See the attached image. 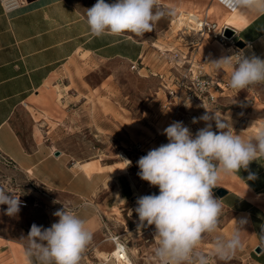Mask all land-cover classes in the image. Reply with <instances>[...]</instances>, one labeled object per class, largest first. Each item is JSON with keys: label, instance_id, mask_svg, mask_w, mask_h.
<instances>
[{"label": "crops", "instance_id": "crops-1", "mask_svg": "<svg viewBox=\"0 0 264 264\" xmlns=\"http://www.w3.org/2000/svg\"><path fill=\"white\" fill-rule=\"evenodd\" d=\"M218 8L222 12L216 11L214 17L222 20V15L230 10L223 6ZM236 14L242 27L225 28L236 32L235 41L244 43L242 51L245 55H256L264 59V13L245 10ZM206 17L203 18L205 21ZM205 35L208 34L202 32L200 38L195 37L191 42L182 39V46L177 48L184 52L192 51L202 71L215 87H219L212 91L217 102L210 110L230 116L236 134L244 138L253 137L264 128V82L251 85L238 93L229 88V74H218V71H213L214 66L209 64L211 61L207 64L206 60L197 56L201 39ZM156 42L141 41L128 34L94 37L90 34L85 13L69 0H22L21 6L9 13L4 12L0 5V156L10 164L7 167L9 170L6 166L4 170L11 174L10 178H16L15 173L24 174L32 182L40 183L50 192L58 209L63 207L62 203L70 205L86 221V227L93 233L92 240L100 233L102 216L112 218L120 225L131 226L125 213L113 216L110 212L114 208L120 211L130 202L135 196L132 187L120 180L110 192H106L103 183L93 188L86 175L103 173L102 165L97 162L86 163L84 165L88 166V171L85 172L76 167L78 163H71L69 154L61 152L60 156L54 157L58 150L50 147L47 142L42 143L40 136L33 131L28 143L22 141L13 121L22 106L32 97L38 96L45 83L72 62L85 61L96 66L118 62L129 69L135 63L137 68L134 72L138 76L160 79L169 72L171 66L162 56ZM220 49L223 57L230 51ZM211 58L214 59V55ZM153 101L156 110L151 114V122H162L163 127L160 133L155 130L154 136L147 142L155 144L156 148L168 143L162 133L174 121H182L191 132L206 126L204 121L192 123L194 117L199 118L205 114L198 110L188 117H176L170 109H163L159 91L155 92ZM211 123L214 128L215 121ZM149 147L150 144L146 148ZM250 172L255 174L254 180L247 179ZM219 184L218 187L226 190L227 194L219 198L213 193L214 197L221 199L223 213L216 233L209 235L210 238L230 235L235 220L244 218L247 223L243 226L245 232L241 233V237L245 247L227 264H240L241 260L246 264H264V247H260L264 245V158L251 162L248 170L241 169L236 175L222 176ZM52 211L48 212L51 220L47 228L58 221L53 215L57 209ZM127 238L146 247L139 233H130ZM92 240L86 248L97 245ZM212 242L210 240L208 244L211 248ZM256 248L260 249L259 253ZM213 262L225 264L215 258ZM5 264L23 262L9 260Z\"/></svg>", "mask_w": 264, "mask_h": 264}, {"label": "clouds", "instance_id": "clouds-1", "mask_svg": "<svg viewBox=\"0 0 264 264\" xmlns=\"http://www.w3.org/2000/svg\"><path fill=\"white\" fill-rule=\"evenodd\" d=\"M230 11L264 13V0H220ZM157 0H97L86 9L85 18L90 34L121 36L130 33L143 37L152 32L165 16ZM167 14L175 15V9ZM217 71L230 69L228 87L237 93L249 86L264 82V59L245 55L240 51L211 61ZM185 106L191 107L190 99ZM205 114L193 118L192 123L205 122V127L193 134L182 121H174L163 133L168 143L151 149L136 162L140 179L158 186L159 194L137 199L135 212L140 224L155 226L154 254L159 264H212L213 259L227 264L245 244L241 233L247 220H235L230 235H216L209 252L199 251L206 235L216 233L223 213L221 199L214 197L213 189L220 186L222 176L236 175L248 170L253 161L264 158V128L253 137L236 134L230 116L206 107ZM215 121L217 131H213ZM256 121L253 123L255 124ZM121 159L125 169L131 165ZM256 178L249 173L248 180ZM21 195L0 187V205H7L5 213L16 216L21 207ZM53 213L58 221L44 228L31 225L26 239L25 256L30 264H80L81 255L93 238L86 221L67 204ZM260 247H264L261 245Z\"/></svg>", "mask_w": 264, "mask_h": 264}, {"label": "rangeland", "instance_id": "rangeland-1", "mask_svg": "<svg viewBox=\"0 0 264 264\" xmlns=\"http://www.w3.org/2000/svg\"><path fill=\"white\" fill-rule=\"evenodd\" d=\"M69 1L84 13L97 2V0ZM105 2L113 3L114 0ZM157 2L166 14L155 25L154 30L145 33L143 37L126 34L149 43L158 40L156 46L162 51L182 46V39L191 42L195 37L200 38L202 33H197L196 24L199 22L197 15L202 20L206 16V11L223 6L220 0H157ZM168 9H175V15L167 14ZM181 11L186 15V19L179 14ZM206 18L211 24L217 20L213 15ZM179 19L182 20V25L178 24ZM211 33L209 31L205 33L209 36L205 35L201 39L197 50L198 58L206 60L207 64L208 61L223 57ZM232 41L236 42L235 38ZM210 43L214 45L211 46ZM224 44L227 47L233 45L228 40ZM213 55L214 59L211 58ZM223 72L228 73L227 79H230V69L225 67L218 71V74ZM159 81L157 77L142 78L118 62L98 66L85 61L72 62L48 80L38 92V96L32 97L22 106L13 124L22 141L28 143L33 131L40 136L42 143L47 142L50 147L57 149L58 156L61 152L69 154L72 158L71 163H78L76 167L79 169L80 166L91 162L102 165L103 173L94 172L86 175L93 188L98 183H103L106 192H110L121 180L132 187L137 199L144 195H158V186H151L147 181L140 179L138 176L140 169L136 162L149 150L156 148L155 144L151 143L150 147L146 148L149 145L147 141L154 136L155 130L160 133L163 127L162 122L157 124L151 122V114L156 110V105L152 102ZM136 143H141L144 147L147 144L144 153L132 149ZM121 157L132 162L123 170L125 163ZM4 166L9 170L7 167L10 164L0 157V187L21 195L20 199L26 201L27 205L21 206L19 213L14 217L4 214L7 205H0V254L13 245L21 250L20 260L27 264L29 259L25 256V249L28 241L23 238L27 237L34 223L47 228L51 220L48 212L58 210L59 206L56 201L39 195L32 188V180L24 174L15 173L16 178H10L11 174L4 170ZM110 213L113 216H120L118 208H114ZM119 232H122V229H119ZM103 233L100 228L99 235L92 240L97 244L93 246L97 258H102L101 255L105 256L112 250L110 243L103 242ZM210 240L213 238L206 235L198 250L209 252ZM128 246L132 264H159L152 246L144 247L134 240L129 241ZM32 264H35L34 258ZM106 264L114 263L109 261ZM240 264L246 263L241 260Z\"/></svg>", "mask_w": 264, "mask_h": 264}, {"label": "built area", "instance_id": "built-area-1", "mask_svg": "<svg viewBox=\"0 0 264 264\" xmlns=\"http://www.w3.org/2000/svg\"><path fill=\"white\" fill-rule=\"evenodd\" d=\"M21 4L22 0H0V5L6 13L18 9ZM199 28L203 33H207V31L212 32L211 34L215 41H219L222 44L226 42L222 37L223 29L219 35L217 34V23L211 24L204 20ZM231 42L233 44L230 47L232 51L228 52V56L242 51V49L235 46L234 41L231 40ZM160 52L171 66L169 72L160 78V85L157 90L162 95L163 109H170L172 114L176 117H188L192 115L195 110H198L199 113L203 114L205 113L204 107L212 109L213 105L217 102V97L212 94V91L219 87H215L212 80L202 71L195 58V54L192 51L184 52L179 48L163 51L160 50ZM136 68L137 65L135 63L130 65V70L135 71ZM187 98L190 99L191 107L185 106V100ZM213 130L217 131L215 126ZM197 131L198 129H194L192 133L195 134ZM144 148V145L141 143H136L132 147L133 150L141 153H144ZM2 159L9 164L4 158ZM32 188L42 197L55 202L54 199H52L50 192L40 183L33 182ZM20 200L22 202L21 206L27 205L26 201L22 199ZM136 201L137 197H132L130 202L120 210V212L125 213L126 217L130 220L131 226L126 227L120 225L117 221L108 218L107 216L101 217V228L104 232L103 242L111 244L112 250L110 254L114 251L118 255L112 257L109 255V259L97 258L94 254V248L88 247L81 255L80 264H106L109 261H112L114 264H132L128 246L129 240L127 238L130 233H139L143 244L152 246L154 252L157 246L154 240L155 226H149L145 222L138 230L140 222L138 215L135 212V208L137 207ZM119 229H122V232H119Z\"/></svg>", "mask_w": 264, "mask_h": 264}, {"label": "bare ground", "instance_id": "bare-ground-1", "mask_svg": "<svg viewBox=\"0 0 264 264\" xmlns=\"http://www.w3.org/2000/svg\"><path fill=\"white\" fill-rule=\"evenodd\" d=\"M216 11L220 12L221 11V8L216 7V8L210 9V10L206 11V14L205 15L206 16H208V15H213L214 16V14L216 13ZM179 14L181 16H183V17L185 16V19H186V15L185 14L183 15V11L179 12ZM197 16L199 18V22L196 24L197 33H202L200 31V28L199 27H200L201 23L204 21V19L201 20L200 17H199V15H197ZM222 18H223L222 20L218 19L216 21V23L218 25V29L216 31H217V34L218 35L221 33L222 29H224L225 27H231V28H237L238 27V28H240L243 25L242 23H240V25H239L238 21H240V20H239V17L237 16L236 12H231V11L225 12V14L222 15ZM182 23H183L182 20L179 19L178 24L179 25H182ZM217 43L225 51H226L227 48L230 49V47L225 46L224 44L220 43L219 41H217ZM80 167L85 172L88 171V166L87 165H83V166H80ZM21 253H22L21 250H18L17 247H15V246L12 245L11 247H9V249L6 252H3V254H0V262H2V264H5V262H7L8 260H11V261L20 263L21 262L20 256H22ZM110 253L108 255L105 254V253H101V254H105V256L104 255H101V256H102V258H105L106 259V258L110 257L109 255H111V257L118 255L114 251H112V254H110Z\"/></svg>", "mask_w": 264, "mask_h": 264}, {"label": "water", "instance_id": "water-1", "mask_svg": "<svg viewBox=\"0 0 264 264\" xmlns=\"http://www.w3.org/2000/svg\"><path fill=\"white\" fill-rule=\"evenodd\" d=\"M235 35H236V32L230 28H225L222 31V37L228 41H231L235 37ZM235 46L237 48L242 49L244 47V43L238 40L235 42ZM56 156H58V153H56ZM213 193H215L219 198H222L227 194L226 190L219 188V187L214 188ZM256 252L259 253L260 249L256 248Z\"/></svg>", "mask_w": 264, "mask_h": 264}]
</instances>
